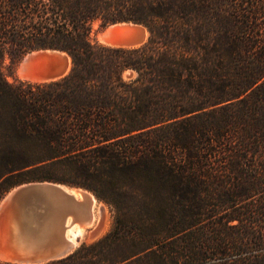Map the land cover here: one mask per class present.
<instances>
[{"label":"trees","instance_id":"16d2710c","mask_svg":"<svg viewBox=\"0 0 264 264\" xmlns=\"http://www.w3.org/2000/svg\"><path fill=\"white\" fill-rule=\"evenodd\" d=\"M96 21L147 40L98 43ZM49 48L66 75L5 79ZM44 180L114 223L36 264H264V0H0V198Z\"/></svg>","mask_w":264,"mask_h":264},{"label":"water","instance_id":"95a60500","mask_svg":"<svg viewBox=\"0 0 264 264\" xmlns=\"http://www.w3.org/2000/svg\"><path fill=\"white\" fill-rule=\"evenodd\" d=\"M118 23L126 25V32L112 31L107 34L123 44L113 46L135 47L147 40L145 34L147 29L144 25L133 21L111 24ZM38 52L40 55L51 52L54 57L52 64L47 60L39 61L37 54L28 57V60L33 58L37 62L36 74L42 79L40 82L58 79L68 73L71 61L69 64V55L65 51L49 48ZM99 201L89 190L62 182L37 181L16 187L10 196L2 199L4 209L2 218L6 222L12 218L19 219L24 227L32 230L33 242L31 249L21 253L24 257L16 263L24 261H26L24 264L42 263L73 252L81 242L80 237L71 239L65 234L68 228L67 220L77 221L83 226L84 235H88L91 231L90 223L94 206ZM31 221H35V224L30 225Z\"/></svg>","mask_w":264,"mask_h":264},{"label":"bare ground","instance_id":"6f19581e","mask_svg":"<svg viewBox=\"0 0 264 264\" xmlns=\"http://www.w3.org/2000/svg\"><path fill=\"white\" fill-rule=\"evenodd\" d=\"M125 27H126L125 24H120V23L113 24L109 26L102 34H99L98 37L101 41H103L106 44L123 45L120 42V40L116 38H110L107 34L112 31L116 33H125L126 32ZM145 34L147 35V31L145 32ZM46 53L47 55H43V54L40 55L39 52H34L32 54H37L39 61L43 62L47 60L50 64H52L54 60L53 55L51 54V52H46ZM30 56L32 57V55ZM68 61L70 64L69 57H68ZM36 71H37V62H35L33 58H31L30 60L26 58L23 61V63H21V67L18 70L19 73L18 75L21 78L28 80L29 82H40L42 81V79L39 77V75L36 74ZM12 191H10L6 195V197L10 196ZM103 206L104 205L102 202H98L97 205L94 206L91 223H90L91 231L88 232V235L95 236L99 232L100 228L103 227V226L101 227ZM3 210L4 209L1 201L0 202V259L12 261V262L13 261L18 262L19 259L24 257L21 253H26L32 247V243H33L31 238L32 230H30L28 227H24L21 224V221L16 218L9 219L8 222H6L5 219L2 218ZM31 224L34 225L35 221L33 222L31 221L30 225ZM67 225L68 228L65 234L69 236L71 239H75L76 237L81 238L84 235L83 226L79 224L77 221L67 220ZM23 263H26V261H24Z\"/></svg>","mask_w":264,"mask_h":264},{"label":"rangeland","instance_id":"374dc122","mask_svg":"<svg viewBox=\"0 0 264 264\" xmlns=\"http://www.w3.org/2000/svg\"><path fill=\"white\" fill-rule=\"evenodd\" d=\"M112 24H107L105 26H101L100 25V21H96L94 23V31L92 33V37L94 39V41L98 42V43H102V44H106L104 43L103 41H101L98 37L99 34H102L109 26H111ZM147 37H148V33H147ZM106 45H110V44H106ZM41 50V49H40ZM39 50H32L30 52H27L26 54L22 55L18 60H16L15 62H12L10 57L6 56L2 62V71L4 73V76H5V79L10 82V83H15L19 80H22V81H27L29 82L28 80H25L23 78H21L18 74V70L19 68L21 67V63H23V61L28 58L30 55H35V54H32L34 52H38ZM71 66V64H70ZM70 66H69V69H70ZM21 78V79H20ZM32 83H37V82H32ZM44 181H47V180H44ZM30 182H37V181H28V182H22V183H19L13 187H11L10 189H8L7 191L4 192V194L1 196L0 198V202L2 201V199L4 197H6V195L14 190L16 187L22 185V184H26V183H30ZM53 182H57V181H53ZM84 189V188H83ZM87 190V189H86ZM90 191V190H89ZM91 192V191H90ZM93 193V192H92ZM99 202H102V201H99ZM103 205L105 206V209H104V206H103V212H102V219H101V227L99 232L101 233H97L95 236H91V235H84L83 237L80 238V242L81 244L83 242L85 243H89V242H92L95 240V238H99L101 237L102 235H104L107 231H109L111 229V227L113 226V223H114V219H113V211L112 209L107 205L105 204L104 202H102ZM107 209V210H106ZM106 213V214H105ZM105 220V221H104ZM101 234V235H100ZM88 237V238H87ZM90 239V240H89ZM7 260H1L0 259V262H5Z\"/></svg>","mask_w":264,"mask_h":264}]
</instances>
